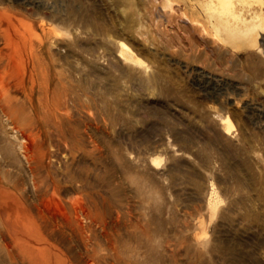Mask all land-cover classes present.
<instances>
[{
  "label": "rangeland",
  "instance_id": "374dc122",
  "mask_svg": "<svg viewBox=\"0 0 264 264\" xmlns=\"http://www.w3.org/2000/svg\"><path fill=\"white\" fill-rule=\"evenodd\" d=\"M201 2L0 0V264H264V9Z\"/></svg>",
  "mask_w": 264,
  "mask_h": 264
},
{
  "label": "bare ground",
  "instance_id": "6f19581e",
  "mask_svg": "<svg viewBox=\"0 0 264 264\" xmlns=\"http://www.w3.org/2000/svg\"><path fill=\"white\" fill-rule=\"evenodd\" d=\"M201 1H202L201 3H202L203 8L206 10L208 9L207 11H209L214 16L213 27L215 28L214 30L216 31V34L218 35L220 34V32H218L220 30V25H223L224 27H226L225 22L226 24L228 22L227 26H229L230 24L229 22H232L231 20H234L236 23L239 24L238 27H241V28L237 30L233 29L232 31L229 30L230 34L231 32H232V35L235 33L244 34L246 36L245 41H248V37L250 39L254 38V35L257 32V26L258 25L262 26L263 24L264 3L262 2V0H208V1L201 0ZM221 9L225 10L227 12V15L223 14ZM210 13L208 14V18L211 24ZM231 26L232 25H230V27ZM228 35L229 33H227V36ZM219 40L221 41V39ZM228 41H231L232 47L240 48L238 45L232 42L231 36L228 38ZM120 44L122 48H125L128 50L127 52L130 51V53H132L131 52L132 50L130 49L128 44H126L124 41H121ZM121 52H122V49H121ZM127 52L124 51V53H127ZM158 161H159V157L153 158V163L154 162L156 163ZM58 204H59V201L54 195L51 196L49 200H47L46 202L47 207L58 206Z\"/></svg>",
  "mask_w": 264,
  "mask_h": 264
}]
</instances>
